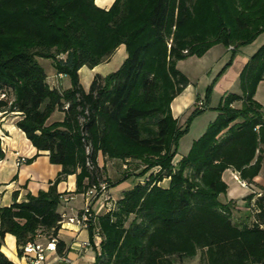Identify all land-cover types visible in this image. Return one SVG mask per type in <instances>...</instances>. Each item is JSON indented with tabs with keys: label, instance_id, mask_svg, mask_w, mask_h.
<instances>
[{
	"label": "trees",
	"instance_id": "16d2710c",
	"mask_svg": "<svg viewBox=\"0 0 264 264\" xmlns=\"http://www.w3.org/2000/svg\"><path fill=\"white\" fill-rule=\"evenodd\" d=\"M94 1L0 0V111L18 113L26 139L61 166L46 190L21 201L15 191L12 203L0 207V264H16L1 250L7 234L19 257L41 237L56 238L57 254L66 255L58 233L69 193L57 187L69 175L80 195L100 183L113 188L148 176L89 226L93 246L95 229L100 238L93 264H181L199 252V264H264V190L254 206V195L245 196L240 223L235 201L221 200L226 170L252 183L264 162V108L255 99L264 81V43L240 73L241 92L222 95L215 120L179 159L188 126L171 111L189 85L177 63L215 44L232 47V55L251 44L264 34V0H114L108 9ZM120 45L127 56L119 68L95 74L85 90L79 69L103 63ZM39 59H50L70 87L50 86ZM55 111L61 120H51ZM100 159L137 162V171L111 181Z\"/></svg>",
	"mask_w": 264,
	"mask_h": 264
},
{
	"label": "crops",
	"instance_id": "0c3cea01",
	"mask_svg": "<svg viewBox=\"0 0 264 264\" xmlns=\"http://www.w3.org/2000/svg\"><path fill=\"white\" fill-rule=\"evenodd\" d=\"M100 2L102 7L108 9L114 0H100ZM242 48L243 47L236 52L233 58L232 66L234 67L237 63L233 72L234 81L237 78L239 81L242 69L253 54V52L252 54L244 53ZM126 56L127 53L125 46L120 45L113 55L103 63L92 69L86 66L81 67L78 74L83 88L85 90L89 89L90 83L95 74L106 76L117 70ZM45 71L47 73V82L50 86L57 87L56 85H58L63 89L70 87V80L64 82L65 75L57 74L52 66V62H50V74L46 69ZM225 93L227 92L225 91L223 94ZM196 98L197 93L189 81V85L171 102L173 116L179 119L182 114L195 106ZM62 118L63 113L59 111H55L51 116V120L53 121L61 120ZM18 119H20L18 113H5L0 111V146L5 152L4 159L0 160V207L8 206L12 203L13 192L15 191H18L17 201H21L25 198L28 192L36 195L38 191L46 190L49 181L54 180L58 172L61 170L60 165L50 163L47 151L37 152L36 148H34L29 140L26 139L25 134L16 126ZM19 156H23L25 159L34 156L35 158L29 164L24 163L17 165L16 162ZM180 157H182V155H176L177 159ZM109 162L110 161L106 162V166ZM111 162L116 164L121 163L118 160H111ZM227 174H229L228 179L225 177ZM234 175H236V173L231 169L226 170L223 174V179L227 184L231 179L234 181L231 187L228 185L226 199L236 202L241 198L242 200H240L243 205L240 206L237 204L236 208H239L246 213L248 208L246 207V200H244L245 196L253 194L254 199L259 197L257 194L264 190V162H262L259 175L253 178L252 183H247V187H242L236 180H234ZM132 178L133 177H129L125 180L128 184L127 189H123L118 198H121L124 191L132 188L137 183L132 181ZM75 179V175H69L67 180L60 182L57 187L59 192H68L69 196L67 197H71V199L64 200L60 207V212L68 216H74L80 212L84 204L83 196L74 193L76 188ZM163 182L166 183V186L168 185V179H165ZM112 190L114 192V187ZM98 203L99 201L93 203V209H95V205ZM58 238L66 244V257L70 260V263L61 261L57 252H47L45 264H93L98 250L99 240L94 238V246L92 244L90 248L81 249L79 247L80 242L89 240V231L87 229L81 228L74 223L64 222L61 224ZM1 250L14 263L25 264L23 257H19L17 254V246L14 236L10 234L5 236Z\"/></svg>",
	"mask_w": 264,
	"mask_h": 264
},
{
	"label": "rangeland",
	"instance_id": "374dc122",
	"mask_svg": "<svg viewBox=\"0 0 264 264\" xmlns=\"http://www.w3.org/2000/svg\"><path fill=\"white\" fill-rule=\"evenodd\" d=\"M95 4L101 8L100 0H95ZM264 42V34L258 36V38L253 41L251 44L244 46L242 50L244 53H254L255 50ZM235 55H232L230 48H226L225 45L219 43L213 45L204 55L190 56L180 60L177 63V68L181 71L187 79L191 82L193 88L195 89L197 96L200 97L206 107L203 111L193 114L195 107L193 106L190 110L182 114L178 121L181 126H188L187 131L179 138L177 145V154L178 155H187L191 149L192 143L194 140L198 139L202 134L207 130L209 124L215 120L217 117V107L220 103L223 93H240L241 88L238 81V78L233 80V72L236 65H233V58ZM41 65L49 72L50 74V59H39ZM68 76L65 75L64 82L69 81ZM59 89H63L61 86L56 85ZM255 99L261 104L264 108V81H261L255 92ZM100 164L106 165L105 160L100 159ZM137 162H132L127 165L122 163H112L104 167L107 173V177L111 181H115L120 178L123 172L135 174L137 169ZM122 170V171H119ZM146 177H136L131 176L132 181L137 183H145L148 180ZM229 174L225 177L228 179ZM231 179L228 182L229 187L233 184ZM231 183V184H230ZM160 186L165 187V182H160ZM127 182H119L113 188L110 187V193L113 198L112 202L118 201V196L121 191L127 189ZM226 197L221 196V200H224ZM241 199V198H240ZM236 201V205L242 206L241 200ZM111 201L106 202L99 200V203L95 205L94 211L100 213L104 212V209L108 208L112 204ZM233 217L235 222L240 223L243 218H245V212L239 208H236L233 212ZM237 218V219H235ZM44 238L41 237L39 242L44 243ZM202 262L201 252H199L194 258H187L181 261V264H199Z\"/></svg>",
	"mask_w": 264,
	"mask_h": 264
},
{
	"label": "built area",
	"instance_id": "2783aa9c",
	"mask_svg": "<svg viewBox=\"0 0 264 264\" xmlns=\"http://www.w3.org/2000/svg\"><path fill=\"white\" fill-rule=\"evenodd\" d=\"M230 49L232 47H229ZM4 97V95H1V98ZM195 105L198 109H203L204 108V102L202 100H198L195 102ZM26 159L23 156H19L16 164L21 165L24 164ZM234 180H236L242 187H247V182L240 179V177L236 174L234 175ZM258 196L261 195L259 192L257 194ZM84 198V204L80 212L75 214L74 216H68L66 214H62L61 218L62 221L61 223L64 222H70L77 224L81 228L87 229L89 228L90 225L95 223L96 221V216L98 212L93 210V203L97 202L99 200H103L106 202H109L113 200L111 193H110V188L107 183H100L98 186H92L89 188L83 195ZM64 200L71 199V197L65 196L63 198ZM114 201V200H113ZM255 198L252 199V206H254ZM115 206V202H112L111 206L108 208L104 209V211H109L113 209ZM254 211H258L254 209ZM94 238L100 240L99 234H98V229H95L94 231ZM56 243L57 239L56 238H51L49 241L45 243L41 242H31L28 243L24 247V253H23V259L25 260V264H45L46 260V254L47 252H56ZM92 243L90 240H85L79 243V247L81 249L83 248H90ZM59 259L65 263H70V260L64 256H59Z\"/></svg>",
	"mask_w": 264,
	"mask_h": 264
}]
</instances>
